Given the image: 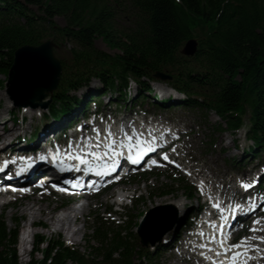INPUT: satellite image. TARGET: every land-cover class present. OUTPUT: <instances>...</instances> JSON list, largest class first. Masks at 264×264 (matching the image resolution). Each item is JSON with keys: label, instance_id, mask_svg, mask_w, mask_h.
I'll return each mask as SVG.
<instances>
[{"label": "trees", "instance_id": "16d2710c", "mask_svg": "<svg viewBox=\"0 0 264 264\" xmlns=\"http://www.w3.org/2000/svg\"><path fill=\"white\" fill-rule=\"evenodd\" d=\"M122 13L129 22L125 27L118 22ZM190 38L198 44L188 57L180 49ZM47 39L67 48L50 114L66 111L75 98L71 91L92 78L104 91L121 94L134 80L143 96L154 73L163 71L193 107L215 112L227 129L247 120L253 152L264 148V0H0V75L18 47ZM97 39L114 51L98 48ZM19 223L15 218L10 228L0 215V264H19ZM92 230L96 242L87 253L60 238L37 235L42 258L27 264H152L154 254L134 233L121 234L102 221Z\"/></svg>", "mask_w": 264, "mask_h": 264}, {"label": "rangeland", "instance_id": "374dc122", "mask_svg": "<svg viewBox=\"0 0 264 264\" xmlns=\"http://www.w3.org/2000/svg\"><path fill=\"white\" fill-rule=\"evenodd\" d=\"M56 22L58 24H62L63 21L61 18H57ZM119 25L121 27H125L129 25V22L127 20V17L124 15V13L120 14V18L118 19ZM96 46L104 51L107 52H113L114 50H111L108 48L100 39L96 40ZM67 49V48H66ZM63 47L58 48L55 51V54L57 57H64L67 56V50ZM0 79L4 80L6 79L5 74L0 75ZM92 87L91 89H96V85H98L97 81L92 80ZM153 88H155V92H160L162 95H167L172 92L171 88L168 87V85L164 82H152ZM90 90V89H89ZM134 90V89H133ZM82 94V93H81ZM151 98V97H149ZM147 98V99H149ZM107 99L102 98V101L105 102ZM15 101L11 100L8 97L7 93V86L6 85H1L0 86V121L4 120L8 116H11V109L12 112L14 111V108L16 109L15 106ZM145 107H148L146 104H144ZM15 106V107H12ZM43 109L39 110H34L32 108L30 109H22L20 112L25 118V122L22 124V126L26 127L32 124V129L36 125V127H39L40 125L43 124H50L52 123V119H42L38 116L42 113ZM159 112V111H157ZM174 114L172 115V118L176 121H180L182 123H185V132L181 135V140L183 144L185 145L181 156L184 154L185 151H189V154L186 155L187 160H191L190 164H195L196 162L194 160H197L196 167L201 169V171L204 172H209L213 171L218 177H223L227 176L228 174H236L239 170H244L247 171L251 168V170H254L257 168V164L255 162L258 161V159L251 157L252 163L251 164H244L241 168L238 169L239 162L236 160L239 159L237 156L239 154L240 158L242 159V152L238 150V148H234L233 146L235 144H239L240 146H246V144H249L250 141H245L244 135H243V130L239 131V133H236L234 135L229 134L228 132H219L216 130V132L213 130L212 125L218 124L221 122L218 117L215 116L214 113H208V121L209 122H204L203 119L201 120V113L200 111L196 109H188V108H175ZM42 119V120H41ZM46 121V122H45ZM10 122L7 121L5 126L9 127ZM20 126V124L18 125ZM1 127V124H0ZM20 127L16 128V131L14 133H20L22 134L21 136L24 135V132L27 134V136L31 135V130L27 131H20ZM13 129V128H12ZM10 129L8 132H5L9 134L11 132ZM1 130V129H0ZM18 130V131H17ZM1 134V133H0ZM20 136V137H21ZM8 149V148H7ZM180 155V153H179ZM261 156L262 159H264V154ZM260 159V158H259ZM255 164V165H254ZM237 167V169H235ZM175 172V171H174ZM171 171H165V170H159L156 172L155 176L154 173L149 176V179H151L155 184L159 185L160 183L170 185L172 184L174 187H180L179 181H175L173 178L176 177V174ZM250 174V173H249ZM234 176V175H233ZM229 177V176H228ZM177 184L175 185V183ZM153 185V183H152ZM132 187V185H131ZM228 188V187H227ZM150 190L142 191L141 195H143V203L138 204L137 206H128L130 209H132V213L134 215V219L137 220L139 219V212L144 209V207L151 208L156 205H160L165 201H168L170 198H153L151 199V196L149 195ZM115 195L116 192L114 193H103L99 194L95 197L89 198V206H88V211L84 213L83 216H77L74 220V224L68 225L65 224L64 227L61 228V225L59 223L57 224V221L54 219H49L50 216H55L54 215V206L57 204H60L62 201L61 197H57L53 194H50L47 199H40L42 198L43 194L38 193L32 196L31 198H28L29 200H22L20 204H16L14 207H2L0 203V214L3 213L7 225L9 227L13 226V217L15 216H21L23 217V221L20 224L19 229H25L24 232L26 231V221L27 220H39L41 221L45 227L44 228H35L33 229V232L37 234L43 235L45 238H50L52 240H55L58 236L62 238L65 243L70 244L74 247H77L79 250L82 252L88 251L89 245L94 244L96 241L92 239L89 235H91V230L88 229L92 225V221L94 219V216L97 214H100L101 212L104 211V209L111 204L115 200ZM192 201L186 203L185 205L187 206H194L196 205V200L194 198L191 199ZM1 202V201H0ZM33 205L34 209H26L27 205ZM179 204V203H178ZM38 206L44 207L43 212H39L37 209ZM28 208V207H27ZM53 209V210H52ZM165 209V207H160L159 211H162ZM179 209V208H178ZM33 212L37 216L36 218L30 217L31 213ZM54 212V213H53ZM170 212V211H169ZM32 213V215H33ZM47 214V215H46ZM170 214H172L170 212ZM57 218V217H56ZM134 220V221H135ZM77 230L75 235H72L71 240L68 239L67 237H70L71 232L73 231L72 229ZM61 229H66L67 233H70L69 236L62 231ZM135 230V228H133ZM252 234V233H251ZM258 233H256L257 236ZM264 235L263 233H260ZM88 235V236H87ZM73 242V243H72ZM162 252L155 258L153 259V262L155 264H184L183 262H180L179 259H177V254H176V249L175 248H168V246L164 245L163 246ZM41 249V246H40ZM21 251L18 248L17 250V256H18V261L19 264H26L28 262V258L26 255H20ZM33 258L35 260H39L41 258V254L39 252H36L33 254ZM264 262V261H262Z\"/></svg>", "mask_w": 264, "mask_h": 264}, {"label": "water", "instance_id": "95a60500", "mask_svg": "<svg viewBox=\"0 0 264 264\" xmlns=\"http://www.w3.org/2000/svg\"><path fill=\"white\" fill-rule=\"evenodd\" d=\"M196 45L197 41L191 38L185 42L181 52L192 55ZM54 47L52 40H45L39 45H22L14 51L6 86L8 95L16 104L31 107L47 106L49 99L46 98L57 86L61 73V63L55 56ZM155 76L166 77L160 72ZM164 223L159 213L150 211L139 231L141 242L144 245L154 244L163 239L165 232L173 225L172 221L168 226Z\"/></svg>", "mask_w": 264, "mask_h": 264}, {"label": "snow or ice", "instance_id": "6c2138e0", "mask_svg": "<svg viewBox=\"0 0 264 264\" xmlns=\"http://www.w3.org/2000/svg\"><path fill=\"white\" fill-rule=\"evenodd\" d=\"M103 119V118H101ZM95 131L99 134L101 129L97 128L95 129ZM113 136V133L111 131V129L109 128L108 129V136L106 137V139H109L110 142L108 144H105L103 145V147H105L106 149H110L112 154L114 156H119L121 153L117 151V149L115 147H113V145L115 144V140L111 139V137ZM128 140H129V143H128V155H127V159L128 160H131L132 163H136L138 164L140 162V160L143 158V155H144V151L142 150L143 148V141L139 142L138 144H133L131 143V140H132V137L129 135L128 136ZM121 145H123V141L120 142ZM102 145L100 144H97L96 147L97 148H100ZM133 148H136L137 149V154L135 156V158H133V153H132V149ZM147 151H152V148L151 146L149 145L148 148H147ZM93 156H96L98 155L96 152H93L92 153ZM167 154H165V159H167ZM40 160H45L46 157L41 155L39 157ZM77 159H81V157H77ZM83 161H87V158L84 157L82 158ZM105 163V166L107 167V161L104 162ZM153 163H156V161H153ZM7 162H5V166H6ZM31 165H29L30 167ZM22 171L26 170V169H21ZM63 170V169H61ZM88 171H91L93 169L89 168V169H86ZM109 171H113L115 170V164H113V166L111 168L108 169ZM98 175H100L101 173L100 172H97ZM243 184V186L245 188H248V187H251V184H248V183H244L243 181L241 182ZM217 208H219L220 206L219 205H216ZM237 208H240L241 206L240 205H237L236 206ZM262 219L264 218H260V217H257V219L255 221H253V228L251 229L253 232H256V231H264V229H259L257 227H255V225H258L262 222ZM248 239V237H244V239L240 242V243H234L230 246H225L223 244V241H221V247L223 248V252L224 253H230V256H225V259L227 260L228 264H247V261L245 259H240V257L243 255V252L242 250H246L248 245H246L244 243V241H246ZM257 239H260L262 241H264V236H259L257 237ZM233 249H235V251H232ZM217 255H220V253L218 252ZM216 264H224V261L223 260H217L216 261Z\"/></svg>", "mask_w": 264, "mask_h": 264}, {"label": "bare ground", "instance_id": "6f19581e", "mask_svg": "<svg viewBox=\"0 0 264 264\" xmlns=\"http://www.w3.org/2000/svg\"><path fill=\"white\" fill-rule=\"evenodd\" d=\"M4 123H6V122H4ZM3 123V124H4ZM56 124H57V122H56ZM53 126H57V125H55V124H53L52 125V127ZM13 128V129H12ZM56 128V127H55ZM10 129H12L11 130V132L9 133V134H11L12 135V131H16V128L15 127H10ZM54 129H52V131H53ZM51 131V130H50ZM4 132H7L6 131V129H5V131ZM9 134H7V133H4V136L6 137V136H8ZM37 134H39L40 135V133H37ZM41 136L43 137V138H45L46 136H47V134L46 133H41ZM36 140V139H35ZM35 140L33 141V142H35ZM37 141H39V139L37 138ZM36 146H38L39 147V145H36ZM38 147H36V148H38ZM6 148V147H5ZM4 148V149H5ZM3 148L1 149V150H4ZM39 149V148H38ZM40 151H43L42 149H39ZM256 169V168H255ZM254 169V170H255ZM249 173H251V171L249 170ZM229 184V183H228ZM121 196V194H119V197ZM183 199H179L177 202H176V204H178V203H180L181 201H182ZM184 201V200H183ZM28 207V208H27ZM27 207H26V209H34L33 208V205H30V204H28L27 205ZM45 207V206H44ZM44 207H42V206H38V210H39V212H43V210H44ZM66 209H69V211H66V212H64ZM88 211V206L87 205H85V204H81V205H79V206H75V207H71V208H67V207H65V208H62V211H56L55 213H54V217L53 216H50L49 215V219H54L55 221H57V224L59 223V225H61V228L62 227H64V225L65 224H68V225H72V224H74V220H75V218L77 217V216H82V215H84V213H86ZM36 214H34L33 213V215H32V213H31V215H29L31 218L32 217H34V218H36L37 216H35ZM47 215V214H46ZM57 217V218H56ZM37 219V218H36ZM36 220H34V219H32V220H27L26 221V225H25V227H26V229H28V228H30V225L33 223V222H35ZM39 221V220H38ZM260 229H264V227L263 228H260ZM73 231L71 232V235H70V237H67L68 239H71V240H75V239H72V235H75L76 234V232H77V230H79V228H76L75 230L74 229H72ZM27 231V230H26ZM25 231V232H26ZM252 231V230H251ZM256 233H258V234H260V233H263L264 234V231H256V232H253L252 231V234H251V236H250V241L252 242V243H250L249 241H248V245L251 247V250L252 249H257V246H264V241H262V240H260V239H257V237L258 236H256ZM257 234V235H258ZM264 236V235H263ZM242 252H244V250H242ZM257 259H260V260H262V261H264V254H260L259 255V257H257ZM254 264H264V262H261V263H258L257 261L254 263Z\"/></svg>", "mask_w": 264, "mask_h": 264}]
</instances>
